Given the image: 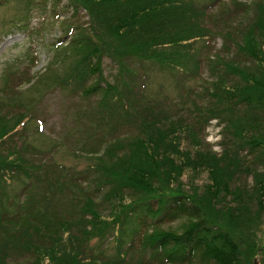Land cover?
<instances>
[{
    "label": "trees",
    "instance_id": "1",
    "mask_svg": "<svg viewBox=\"0 0 264 264\" xmlns=\"http://www.w3.org/2000/svg\"><path fill=\"white\" fill-rule=\"evenodd\" d=\"M51 1L88 22H66L57 70L36 85L93 104L75 129L90 164L38 163L21 141L39 98L3 89L0 264H194L197 254L200 264H264V0ZM38 4L27 0V23ZM217 36L232 42L229 59H210ZM205 60L218 75L201 99L169 105L149 93L156 70L180 88ZM212 121L220 152L202 142ZM184 214L182 231L159 226Z\"/></svg>",
    "mask_w": 264,
    "mask_h": 264
},
{
    "label": "rangeland",
    "instance_id": "2",
    "mask_svg": "<svg viewBox=\"0 0 264 264\" xmlns=\"http://www.w3.org/2000/svg\"><path fill=\"white\" fill-rule=\"evenodd\" d=\"M37 1L39 4L32 8L28 23L26 22L27 0H11L0 6V97L7 94L3 91L7 87L11 90L10 95L13 97L21 93V97L39 98L34 108L35 117L29 121L26 137L21 143L26 141L34 147L37 154L35 160L38 163L53 161L58 165L82 170L90 164V160L88 155L81 151V144L76 142L78 137L80 138V133L75 129L79 125L78 121H81L79 111L93 104L89 103L90 100L81 99V96H71L72 94L60 89L53 88L46 91L43 86H40L38 90L39 84L36 85V81L50 66L54 67L51 64L53 55L59 40L66 33V22L81 25L86 24L88 18L85 12H81L77 20H74L73 11L65 8V1H62L60 5L57 4L56 7L51 0L44 5L42 4L44 0ZM233 1L251 3L255 0H225L224 3L232 6ZM235 52L232 42L217 36L210 44L209 56H211L210 59H216L217 56L229 59ZM211 65L209 60H205L199 75L189 79L180 88L175 87V83L167 73L156 70L148 86L149 93H156L159 99L168 100L169 105L178 104L180 100H185L188 104L191 99L199 100L204 93V87L208 86L207 83L216 79L218 75V72L216 74L211 72ZM56 68L53 69L57 70ZM115 73L110 62L106 61L104 75L108 81H113ZM6 78H10L8 82ZM30 87L33 88L30 89ZM223 136L222 126L217 124V121H212L203 134L202 142L214 151L220 152L221 142L224 141ZM260 171H264V168L260 167ZM206 180L207 173H204L196 183L201 185ZM244 184L252 186L254 184L252 177L246 178ZM188 221V215L184 214L173 221L166 220L159 226L164 230L182 231ZM258 233L259 238L264 240V224H261ZM113 246L111 242V247ZM256 261L259 264L261 260ZM200 263L201 255L197 254L194 264Z\"/></svg>",
    "mask_w": 264,
    "mask_h": 264
}]
</instances>
